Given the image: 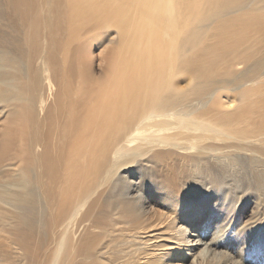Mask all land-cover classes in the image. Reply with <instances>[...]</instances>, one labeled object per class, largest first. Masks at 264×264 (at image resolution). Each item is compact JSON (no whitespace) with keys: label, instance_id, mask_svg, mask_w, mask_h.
I'll list each match as a JSON object with an SVG mask.
<instances>
[{"label":"bare ground","instance_id":"6f19581e","mask_svg":"<svg viewBox=\"0 0 264 264\" xmlns=\"http://www.w3.org/2000/svg\"><path fill=\"white\" fill-rule=\"evenodd\" d=\"M104 26L113 27L122 39L118 53L125 50L126 67L134 72V77L118 80L115 93L109 96L111 102L89 92L93 78L88 72L79 73L73 51H69L75 36L89 37ZM66 33L68 49L62 63L58 49L64 45ZM41 43L40 63L34 69L32 55ZM63 68L68 69L65 79ZM177 74L190 75L185 77L182 91L173 84ZM80 75L84 83L78 87ZM193 89L212 95L219 91L223 97L221 102L215 98L205 108H197L198 103L191 102L196 98L188 99ZM234 95L241 97L238 103ZM60 104L71 105L61 129L67 135L101 125L109 131L117 150L99 157L105 178L108 166L119 157L135 156L143 148L186 160L195 177L206 176L211 183L206 190L214 193L218 189L214 186L220 183L234 185L219 181L222 173L212 159L229 158L233 172H237V161H248L252 170L261 168L256 181L264 189V0H0V117L20 120L24 128L20 133L24 146L21 167L15 156L8 158L7 166L0 158V241L17 246L19 264L22 260L31 263L35 250L44 246L42 240L54 247L49 264H153L152 257H146L149 250L161 246V235L140 232H150L163 222L167 226L162 228L172 230L174 243L157 264H244L231 248H225L229 244L222 241L225 239L206 232L204 225L209 232L214 226L217 229L213 224H219V213L227 208L218 199L213 204L207 197L187 202L183 213L169 214V219L162 215L156 220L143 218L140 232L130 226L110 228L102 233L101 249H96L94 225L102 213L98 203L105 181L75 194L60 184L50 195L40 181L47 173L53 183H59L61 163L76 160L74 156L62 158L65 143H60L57 129L51 148L44 143L47 128L41 127L48 124L51 114L57 115ZM142 121L144 129L137 126ZM8 130L0 124V144L10 141ZM146 130H150L148 134ZM32 160L43 169L34 172ZM180 179L168 180L184 187L187 181ZM116 182L110 181L112 189ZM135 194L132 189L125 191L124 198L118 194L115 200L102 199L113 211L112 221L119 217L136 224L135 212L140 209V216L147 214L151 200L145 196L129 207L128 198L136 201ZM177 198L184 197L175 196L176 202ZM133 205L138 211L132 210ZM113 243L118 250H112V259L97 253L104 246L114 247ZM247 246L244 250L251 251ZM238 257L244 259V255Z\"/></svg>","mask_w":264,"mask_h":264},{"label":"rangeland","instance_id":"374dc122","mask_svg":"<svg viewBox=\"0 0 264 264\" xmlns=\"http://www.w3.org/2000/svg\"><path fill=\"white\" fill-rule=\"evenodd\" d=\"M37 2L41 3L42 0H37ZM62 4H64V2H62ZM112 37H114V39L110 42ZM68 40L69 37L66 33L64 37V45L58 49V57L62 63H64L66 58L64 53L65 50L67 51L68 49L66 46ZM70 45L72 47L69 51H73V57L76 61L75 68L79 71V73H90L93 78L92 81L94 84L91 86L93 89L89 92L94 97L104 96L103 99L105 101L111 102L113 100H111L109 96L115 93L118 86V80L120 78L130 79L134 77V72L126 67L129 65L126 63V57L128 55H126L125 50L122 48V53H118V48L120 45L123 46V41L116 35L113 27H101L89 37L86 35L81 37L75 36V38L71 40ZM41 46L42 43L32 55L34 69L35 66H39L40 63L41 55L39 52L41 51ZM62 70V78L65 79L68 74V69L63 68ZM186 76L190 77V75L185 74H177L174 77L173 84L175 89L180 91L185 89L184 86ZM83 83L84 81L80 75L76 86L80 87ZM59 89L63 92L62 83L59 84ZM200 93L201 92L193 89L189 92L188 99L196 98L191 102L198 103L197 108L202 109L205 108L211 100L216 98L221 102L220 98L223 97L222 93L220 94L219 91H217L214 95L208 92ZM233 98L235 99V102L238 103L241 97L234 95ZM52 99H54V97H52L48 102H51ZM54 107H56V105H54ZM130 108L132 107L129 106L128 109ZM70 110L71 105L69 104L58 105L57 115L55 116L51 114L48 124H44L41 129L45 130L47 128L44 143L50 148L53 133L57 129L60 143H65V150L62 154V158L74 156L76 160L70 164L61 163L59 183H53L54 179L51 180L49 174L47 173H43L41 175L40 181L45 184L49 195L52 190H58L60 184H63V190L65 184V189L70 193L75 194L80 193L83 188L93 185L97 181H105L101 186L103 191L101 195H99L101 203H98L102 213L101 216L98 214L94 225L95 229H97L96 233H98L94 239L96 249L100 248V243L105 238L102 233L106 230H110V228L113 230L117 227L127 228L130 226L135 231L140 232L142 231L140 229L143 226V218L150 217L152 220H156L160 215H162L164 218L167 217L169 219V214L179 215V213H183L187 202L194 203L197 202V200L199 201V199L203 200L207 197L211 200V202H213V204L218 200L223 202L227 208L226 210L224 208V210L219 213L221 214L219 215V218L217 217L220 225L215 223L213 224L217 226V229L214 226L212 227L213 231L210 230L212 232H209L207 225H204V227L207 228L206 232L210 233L211 237H215L216 235L219 237L220 235L221 238L225 239L222 241L229 243L225 248H231L230 250L234 251H232L233 254L235 256L237 255V259L244 262V264H264V189H261V187L259 188V181H256L259 174H262L260 171L261 168H254V170H252L253 167L248 161H237V172H233L231 167L234 166L232 163L227 162L229 158H223L221 161L212 159L217 164L215 165L217 172L222 173L221 177H218L220 178L219 181L222 183L224 181H231L234 186L239 187L236 188L232 185L228 187V185H222L220 183L218 187L214 186V188H218L214 193L213 191L206 190V186L209 187L211 184L210 182H206L209 181L206 176H202L201 178L195 177L193 168L188 167L186 160H180L178 156L174 154H165L159 150H147L142 148L141 153L135 156H121L118 158L117 162L109 165L107 178H105V168L100 162L99 157L107 152H115L117 150L116 143L113 138L109 136V131L106 127H103V125L97 129H91L86 133L74 136L72 133L71 135H67L61 129L65 122V114H67ZM55 117L57 118L55 119ZM80 120L81 117H78L77 122L80 123ZM144 122L145 121H142L137 126L140 129H144L146 127ZM0 124H3L6 129H9L8 131H11L10 141H5L0 144L1 163H3L2 165L7 166L10 164V159L13 160V157L15 156V160L20 168L24 159V146L20 135V133H23V125L20 120H16L13 117H8L5 121L3 117H0ZM149 131L150 130H146L145 134H148L147 132ZM106 143H108V145ZM244 153L249 154L247 151ZM9 155L11 156L9 157ZM88 155L91 156V159L85 160L84 158ZM212 160L210 161L212 162ZM10 167H13L12 164ZM10 167H6V169L13 170ZM48 167L51 169V165ZM30 168L34 172H39L43 169L42 164L39 167L34 166L33 160L30 163ZM244 168L246 170L249 168L250 171H243ZM242 171L246 172L245 174L247 175L244 176ZM257 171H260L259 174H257ZM211 173H213V170H211ZM196 174L198 173L196 172ZM171 177L175 178V182L181 181L180 178H182L183 181H187V184L184 187L180 186L184 185L183 183H178L176 185L172 183V181L168 180ZM110 181H118L115 183V187L113 189L110 187ZM132 189L136 191L135 196H132L136 199V201L128 198L129 207H131L133 203H141L142 197L145 196L147 199L151 200V203L147 206L150 207L147 208V214L140 216L138 214L140 209L138 211V206L133 205L132 210L138 211L135 212L137 217L136 224L131 223L130 220L126 221L119 217H116L115 220L112 221L111 215L113 214V211L111 210V207L106 208L103 205L102 199L114 197L113 200H115L119 197L117 196L118 194H121L122 198H124L126 196L125 191ZM154 189L155 191H153ZM191 189H193L194 192H190ZM177 195L184 198H177L178 202H176L175 196ZM246 195L248 199H245ZM239 205H241V208H238ZM106 209L109 212L104 213V210ZM205 213L210 212L207 211ZM246 224L247 226H245ZM162 225L167 226L163 222L155 225V228L150 232H140L145 233L143 234L145 236H151L152 234H155V236L161 235V237L158 238V242L161 246L154 250H149L150 254L146 257V259L152 257L151 260L153 264H157V262H159L161 258L168 253L170 245H173L174 243L171 238L172 230L170 231L169 228H162ZM220 227H222L221 229L223 230H221ZM2 230L3 229H0V234H2ZM15 242L18 241L15 240ZM42 243L44 246H42L39 250H35L36 254L29 264L50 263L54 247L52 244H46L45 240H42ZM113 244L114 247L104 246L102 250H98L97 253L99 255L104 254V259L106 260L112 259L110 258L112 256V250H114V253L118 250L115 248L117 246L116 243ZM245 245H248L247 247H250L252 252L249 250L245 251ZM15 247L17 246L14 244L11 245L9 242L0 241V254L3 256V258H0V264H19L21 259L17 254ZM236 247L240 248V251L243 250L241 251L242 253H238ZM162 252L166 253L161 255ZM171 255L174 257L176 256L174 252H172ZM242 255H244V259L238 257H241ZM21 263L25 264L24 260H22Z\"/></svg>","mask_w":264,"mask_h":264}]
</instances>
